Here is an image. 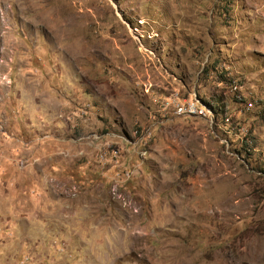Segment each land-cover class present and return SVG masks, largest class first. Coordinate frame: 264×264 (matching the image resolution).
Segmentation results:
<instances>
[{
    "label": "rangeland",
    "instance_id": "374dc122",
    "mask_svg": "<svg viewBox=\"0 0 264 264\" xmlns=\"http://www.w3.org/2000/svg\"><path fill=\"white\" fill-rule=\"evenodd\" d=\"M0 264H264V0H0Z\"/></svg>",
    "mask_w": 264,
    "mask_h": 264
},
{
    "label": "built area",
    "instance_id": "2783aa9c",
    "mask_svg": "<svg viewBox=\"0 0 264 264\" xmlns=\"http://www.w3.org/2000/svg\"><path fill=\"white\" fill-rule=\"evenodd\" d=\"M165 108H169L172 113L179 117L186 116H197L207 117L209 114L212 115L211 107L201 102L194 95L189 99L181 98L178 93L167 97Z\"/></svg>",
    "mask_w": 264,
    "mask_h": 264
}]
</instances>
